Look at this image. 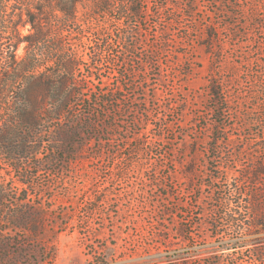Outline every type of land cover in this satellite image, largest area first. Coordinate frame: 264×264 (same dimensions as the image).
I'll list each match as a JSON object with an SVG mask.
<instances>
[{
  "label": "rangeland",
  "instance_id": "obj_1",
  "mask_svg": "<svg viewBox=\"0 0 264 264\" xmlns=\"http://www.w3.org/2000/svg\"><path fill=\"white\" fill-rule=\"evenodd\" d=\"M263 13L264 0H87L67 25L49 12L81 86L71 116L43 127L40 157L57 161L29 188L2 171L7 207L40 229L9 230L3 264H259L264 231L247 226L264 189ZM230 213L247 223L235 249Z\"/></svg>",
  "mask_w": 264,
  "mask_h": 264
},
{
  "label": "trees",
  "instance_id": "obj_2",
  "mask_svg": "<svg viewBox=\"0 0 264 264\" xmlns=\"http://www.w3.org/2000/svg\"><path fill=\"white\" fill-rule=\"evenodd\" d=\"M15 3L9 8V3ZM35 4L38 18H31L29 13H24L25 0H0V263L4 262V253L10 248L6 240L8 231L20 229L31 231L33 236L40 234L36 223H32L25 213L7 207L9 189L8 179L16 180L25 188H29L28 178H34L39 172L46 171L47 166L53 165L57 158H53L48 165L40 157L45 144V125L57 121L64 122L71 116L74 99L78 92V69L80 62L66 49L65 35L70 30L57 29L46 26L50 21V13L61 15L59 21L64 24L76 21V8L79 3L87 0H31ZM22 5V6H23ZM27 14L29 18L23 19ZM264 16V13H263ZM56 17V16H55ZM264 26V20L259 25ZM30 25V31L23 35L22 29ZM58 31V32H57ZM25 44V54L18 55L21 45ZM94 78L90 73L89 79ZM212 98L217 104L223 103L221 90L216 85L211 88ZM94 95L89 101L84 99L85 106L91 105ZM218 108V107H216ZM71 130V129H70ZM53 131L48 132L52 134ZM75 132L71 130L68 136ZM58 147L51 150L53 154ZM37 161V163H33ZM6 172V175L2 172ZM36 171V172H33ZM36 173V174H35ZM19 174V175H16ZM264 177V170H255L252 173L254 180ZM260 194L253 193L254 202H250L248 209L252 215V224L248 230L262 227L264 231V189ZM236 192L229 191L231 196ZM19 202H26L28 191ZM230 208L232 200L224 199ZM235 207V206H234ZM234 211V210H233ZM230 213L234 232L237 237L228 240V245L239 247L237 240H243L240 231L247 225L246 222L237 224L236 215ZM229 216V215H228ZM220 228V227H219ZM246 228V229H247ZM259 232V230H258ZM257 231L248 233L254 235ZM236 239V241H234ZM261 239H244L245 244H260ZM257 262L264 264V250L256 248ZM222 257V256H220Z\"/></svg>",
  "mask_w": 264,
  "mask_h": 264
}]
</instances>
